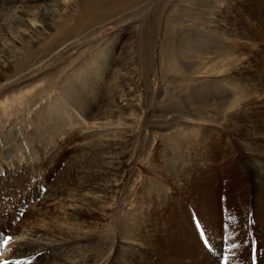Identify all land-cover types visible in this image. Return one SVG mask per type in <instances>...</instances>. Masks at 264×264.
Wrapping results in <instances>:
<instances>
[{"label":"rangeland","instance_id":"obj_1","mask_svg":"<svg viewBox=\"0 0 264 264\" xmlns=\"http://www.w3.org/2000/svg\"><path fill=\"white\" fill-rule=\"evenodd\" d=\"M194 1L107 5L51 48L84 0H0V262L198 264L233 243L250 253L236 264H264V192L236 129L245 103L264 114V27L239 0ZM12 32L23 41L5 46ZM29 234H58L66 252L41 260Z\"/></svg>","mask_w":264,"mask_h":264},{"label":"bare ground","instance_id":"obj_2","mask_svg":"<svg viewBox=\"0 0 264 264\" xmlns=\"http://www.w3.org/2000/svg\"><path fill=\"white\" fill-rule=\"evenodd\" d=\"M130 1H133V0H84V3L82 4V11L84 12V14H83V20L82 19H80L79 18V20H78V22L75 24L74 23V25L71 27V26H69V27H67L66 29H63V30H60V32L58 33V34H60L59 35V37H56V39L54 40V42H52L51 44V48L53 47V45H59L60 43H61V41L63 42L64 40H66L67 38L69 39L70 38V36L71 35H74L75 33H78V29L79 28H82V27H84L85 25H83L82 26V22L85 20V18H86V20H87V17L88 16H90V15H93L94 13L96 14V12H99V14H97V15H101L100 16V18H101V20H100V22L102 23V22H104V21H106L107 19H108V13L107 12H102V11H104V10H102L105 6H107V5H114L115 7H118V8H120V7H122L123 5H126V6H128L129 5V2ZM197 1V0H196ZM196 1H194V2H196ZM200 1V0H199ZM231 1V0H230ZM240 1V2H239ZM238 2V4H236L235 5V10L237 11H243V13H244V15H243V17H244V20H246L247 21V24H250V23H248V22H251V25H255L256 23H258V24H260V25H263V27H264V0H257L258 2H256V0H239ZM67 2V1H66ZM70 2V1H69ZM75 2V1H74ZM200 2H202V7H204L205 5H206V1L204 0V1H200ZM242 2V3H241ZM71 4V3H70ZM70 6V5H69ZM212 8V7H211ZM69 9V7H67L65 10H68ZM233 9V8H232ZM65 10H63L64 12H65ZM37 11V10H36ZM204 11V10H203ZM60 12V10H58L57 11V13H59ZM200 12V11H199ZM198 12V13H199ZM41 13H42V10H41ZM190 13V12H189ZM204 13V12H203ZM38 15V14H37ZM82 16V15H81ZM201 16H203V14L201 15ZM98 17V16H97ZM61 18V17H60ZM78 19V18H77ZM204 20V19H203ZM242 21H243V19H241ZM87 22H88V20H87ZM202 22V21H201ZM33 23H35L36 24V21H33ZM39 23V22H38ZM254 23V24H253ZM86 24V23H85ZM87 25V24H86ZM248 28H250V31L253 29L252 27H248ZM20 29V28H19ZM21 30V29H20ZM81 30V29H80ZM241 28L240 29H238V35H240V34H242V32H241ZM264 30V29H263ZM57 31V30H56ZM221 31V30H220ZM226 31V30H225ZM246 31V30H245ZM234 32V31H233ZM252 32V31H251ZM18 33L19 32H12V33H10V36H9V38L7 39V40H5L4 42H5V46H7V45H9V43H8V41H11V43H13V44H17L16 43V40H20V41H23V38H18ZM220 33V32H219ZM225 33V32H224ZM223 33V34H224ZM231 33V32H230ZM229 33V34H230ZM258 33V32H257ZM57 34V33H56ZM232 34V33H231ZM234 34V33H233ZM254 34V33H253ZM260 34V33H259ZM236 35V34H235ZM246 35H248L249 36V33L247 34L246 33ZM258 35V34H257ZM261 35V34H260ZM259 35V36H260ZM17 36V37H16ZM211 38H213V37H211ZM261 38H262V36H261ZM260 38V39H261ZM220 38H219V36L215 39L217 42H218V40H219ZM252 39V38H251ZM263 40V39H262ZM211 41H214V40H211ZM204 43V42H203ZM209 43V42H208ZM263 44V43H262ZM211 45V44H210ZM201 45H199V47H200ZM208 46V45H207ZM207 46H206V48H204V49H210V48H207ZM212 48V47H211ZM205 50V51H206ZM211 50V49H210ZM199 51V50H198ZM204 50H202L201 49V56L203 55V54H206V52H205ZM188 53V52H187ZM208 53V52H207ZM210 53H211V51H210ZM192 54H194V52L192 53ZM215 54V53H214ZM227 54V53H226ZM207 55V54H206ZM213 55V54H212ZM217 55V54H216ZM191 56V55H190ZM201 56L198 58V60H200L201 59ZM47 58H43V59H40V60H38V61H35L34 63H32V64H30L28 67H27V65L25 66V70H23L25 73H27L28 71H31V70H33V69H36V68H38L40 65H42L43 63H45ZM1 60V59H0ZM45 61V62H44ZM196 66V68L197 67H199V69L197 70V69H195V70H197V73H200V70H202V69H200V66L202 67L203 66V68H205L204 67V64H200V66L199 65H195ZM27 67V68H26ZM3 69V68H2ZM19 69V68H18ZM24 72H22V74L24 75ZM207 73V72H206ZM212 73V72H211ZM211 73H209V74H211ZM214 73V72H213ZM22 74H18L17 75V77H21L22 76ZM252 80V79H251ZM212 81V80H211ZM216 82V81H215ZM260 83V82H259ZM217 85V84H216ZM221 87V86H220ZM222 88V87H221ZM224 88V87H223ZM219 91H221L220 89H218ZM224 91V90H223ZM222 91V92H223ZM256 91V90H255ZM236 100V99H235ZM235 100H234V102H235ZM260 102H258L257 103V107L259 106V104H261V106H264V98L263 99H261V100H259ZM113 102H114V107H117L116 105L118 104L115 100H113ZM236 102H237V100H236ZM233 104V102L231 103V104H229V105H232ZM235 105H236V103H234ZM233 104V105H234ZM239 104V103H238ZM234 105V106H235ZM248 106V104L247 103H245L244 104V106H243V108H241V109H239L238 111V113L241 115V117L243 118L244 117V119H243V126L242 127H237L236 129H238L239 130V133H240V131H243V132H245L246 133V135H247V137H248V143H247V145L246 146H244V148H242V150L243 151H247L249 154L247 155V154H245L247 157H246V159H248V160H250V161H252L253 162V167L251 168V170H249V172L251 173V175H257V174H259V177L256 179V182L254 181V185H255V187L257 186L260 190H261V192H260V194L262 193V192H264V121L263 120H260L261 118H264V114L262 113V112H260V109L258 110L257 108H255V109H253L251 112L252 113H250V114H252L253 116H251L249 113L247 114V115H244V113L245 112H247V111H244L243 112V110L246 108ZM260 106V107H261ZM231 107H233V106H231ZM236 107V106H235ZM239 107H241V105H239ZM238 107V108H239ZM233 109V108H232ZM227 110H229V111H231V108H227ZM234 110V109H233ZM262 111V110H261ZM87 116V115H86ZM88 116H89V114H88ZM87 116V117H88ZM233 117H235V116H233ZM232 117V118H233ZM111 118V117H110ZM226 118V117H225ZM224 118V119H225ZM232 118H230V119H232ZM239 118V117H238ZM241 118V119H242ZM84 119V118H83ZM202 119V118H201ZM97 120V119H96ZM108 120V119H107ZM222 120V119H221ZM235 120H236V117H235ZM254 120H260V122L258 123H254L253 121ZM220 122V121H219ZM225 122V121H224ZM227 122V121H226ZM231 122H233L232 120H231ZM236 122H237V120H236ZM235 122V123H236ZM230 123V122H229ZM106 125H108V124H106ZM218 125V124H217ZM225 125V124H224ZM227 125V124H226ZM231 125H232V123H231ZM230 125V126H231ZM240 126H241V123L239 124ZM105 126V125H104ZM112 126V125H111ZM229 126V127H230ZM237 126V125H236ZM98 127V126H97ZM101 127V126H100ZM99 127V128H100ZM233 127V126H232ZM235 127V126H234ZM96 128V127H95ZM97 129V128H96ZM101 129V128H100ZM112 130V129H111ZM228 130V129H227ZM233 130H235V129H233ZM237 130V131H238ZM235 132V131H234ZM233 132V133H234ZM231 133V132H230ZM98 135V134H97ZM234 135V134H233ZM239 135V134H238ZM232 136V135H231ZM235 136V135H234ZM236 137V136H235ZM238 137V136H237ZM219 138H221V137H219ZM244 139L246 138V136L245 137H243ZM241 139V138H240ZM237 141V140H236ZM240 141V140H239ZM242 142V141H241ZM245 142V141H244ZM235 143V142H234ZM234 146V145H233ZM207 148H209V147H207ZM241 148V147H240ZM238 149V148H237ZM214 152V151H213ZM225 152V151H224ZM217 156H219V155H217ZM241 157V156H240ZM222 158V157H221ZM230 158V157H229ZM115 160V159H114ZM224 161H225V159H224ZM240 161V160H239ZM220 162V161H219ZM227 162H229V161H227ZM222 163V162H221ZM213 164V163H212ZM225 164V163H224ZM234 164H235V162H234ZM227 165V164H226ZM246 165V164H245ZM252 165V164H251ZM233 166V165H232ZM231 166V167H232ZM238 166V165H237ZM249 166V165H248ZM247 166V167H248ZM229 168V167H228ZM227 169V168H226ZM247 169V168H246ZM222 171H223V169H222ZM225 172H227L226 170L225 171H223V173L222 174H224ZM248 172V173H249ZM230 173V172H229ZM221 174V173H220ZM246 174V173H245ZM244 174V175H245ZM248 175V174H247ZM250 175V174H249ZM206 176V175H205ZM252 177V176H251ZM254 177V176H253ZM254 178H256V177H254ZM253 180V179H252ZM114 187L112 186V189H113ZM257 188V189H258ZM106 192H108V191H105V193ZM57 193V192H56ZM109 193V192H108ZM116 193V192H115ZM252 193H253V190H252ZM257 193V192H256ZM255 193V194H256ZM58 194H59V192H58ZM117 194V193H116ZM106 195H107V193H106ZM259 195V194H258ZM87 197H84L83 198V200H84V202L85 201H89V199L90 198H92L93 196H94V193H90L89 195H86ZM104 196V195H103ZM78 197V196H77ZM104 197H106V196H104ZM104 197H102V198H94V199H96L97 201H101V203H102V199L104 198ZM107 197H109V196H107ZM47 198V197H46ZM45 198V199H46ZM80 198V197H79ZM87 198V199H86ZM115 198V197H114ZM100 199V200H99ZM50 201V200H49ZM81 201V200H80ZM91 201V200H90ZM104 201V200H103ZM108 201H111L110 200V198H109V200ZM116 201V200H115ZM256 201V200H255ZM260 201V200H259ZM89 204H91V203H89ZM112 205V204H111ZM111 205L108 207L107 206V208L108 209H111ZM254 206H255V204H254ZM106 208V207H105ZM74 210V209H73ZM203 210V209H202ZM261 211V210H260ZM83 209L81 208L80 210H76L74 213H67V215H69L71 218H73L74 216H76V217H82L81 215H83ZM243 213V212H242ZM241 213V214H242ZM246 214V213H245ZM207 219V218H206ZM78 222V221H77ZM76 222V223H77ZM80 223V222H79ZM71 224V223H70ZM82 224V223H81ZM205 224V223H204ZM75 225H77V224H75ZM74 225V226H75ZM247 225V224H246ZM73 226V227H74ZM80 226V229H81V231H83V229L84 228H86L85 226H82V225H79ZM78 226V227H79ZM232 229V228H231ZM238 229V228H237ZM70 230V229H69ZM211 230V229H210ZM81 231H77L76 230V234H73V232L74 231H72L71 230V233L72 234H70V236H73V235H75V238H74V240L75 239H77L78 240V242L77 243H79V242H84L85 241V239L86 238H88V235L89 234H87L88 232H81ZM203 231H205V230H203ZM237 231V230H236ZM242 231H243V229H242ZM239 232V231H238ZM247 232V231H246ZM243 233L244 232H242V233H240V235H238V236H241V235H243ZM38 235H41V234H38ZM38 235L37 234H35L34 236L32 235V234H29V237L30 236H32V237H34L33 238V240L35 241V244H34V247L37 249L38 248V250H40V253H42V255H40L39 256V258L41 259V260H43L44 259V257H46V255H48V254H51V251L52 252H55L53 255L55 256H62V255H64V253L66 252L64 249H63V247L64 246H61L62 245V241H63V243H64V245L66 244L67 245V242H66V240H60V242L59 241H57V238H56V235H58V234H53L54 236H49L48 234H43V235H45V236H43V237H45V238H40V237H42V236H40V237H38ZM62 236L63 235H65V234H61ZM249 235V234H248ZM58 236H60V235H58ZM52 237L54 238V239H52ZM64 237V236H63ZM66 237V236H65ZM255 237V236H254ZM69 238V237H68ZM18 239H19V237H16V239L13 237L12 238V240H15V241H17V243H18ZM66 239V238H65ZM121 239V238H120ZM260 239H262V240H264V235L260 238ZM225 240V239H224ZM15 241H14V243H15ZM229 241H231V240H229ZM259 241V240H258ZM122 243H124V242H122ZM222 243H220L219 245H216L217 247V249L214 251V252H208V251H204V248H202V250H200V259H198V260H196V261H199L198 262V264H220L221 263V261H225V257H227V264H236L238 261H240L241 259H243V257H244V255H245V253L247 252V255L248 256H250V253H249V251L247 250V249H244L243 248V250H241V248H240V250H238L239 249V247H235V248H227V249H229L226 253H222V252H224V251H222L221 250V246H223V245H221ZM233 244V243H232ZM242 244V243H241ZM15 245H16V243H15ZM226 245V244H225ZM224 245V246H225ZM230 245V244H229ZM124 246V245H123ZM239 246V245H238ZM244 246V245H243ZM18 247V246H17ZM16 247V248H17ZM20 247V246H19ZM18 247V248H19ZM66 247V246H65ZM64 247V248H65ZM127 247V246H126ZM227 247H229L228 245H227ZM50 248H51V250H50ZM125 248V247H124ZM220 248V249H219ZM8 249V248H7ZM36 249L34 250V252L36 251ZM187 249V248H186ZM37 250V251H38ZM36 251V252H37ZM134 251V250H133ZM211 251V250H210ZM35 252V253H36ZM110 252V251H109ZM7 253V252H6ZM19 253H21V255L19 254ZM192 253V252H191ZM8 254V253H7ZM24 255H26V253L24 252V250H19L18 252H17V255H15V257L18 259L16 262H15V264L16 263H19L20 261V259L22 260V256H24ZM106 255H107V253H106ZM108 255H109V253H108ZM127 255V254H126ZM123 256H125V255H123ZM182 256V255H181ZM185 256V255H184ZM183 256V257H184ZM252 256V255H251ZM261 256V255H260ZM10 257V256H9ZM133 257V256H132ZM141 257H143V256H141ZM60 258V257H59ZM82 259H84V262H85V264H89V262H88V260H86V258L85 257H81ZM89 258V257H88ZM77 259V258H76ZM104 259V258H103ZM106 259V258H105ZM116 260H117V258H115ZM126 259V258H125ZM137 259V258H136ZM194 259V258H193ZM254 259V258H253ZM10 260V259H9ZM91 260V259H90ZM116 260H114V262L116 261ZM54 261V260H53ZM130 261V260H129ZM243 261V260H242ZM246 261V260H245ZM184 262V261H183ZM241 262V261H240ZM118 263V262H117ZM125 263V262H124ZM127 263V262H126ZM130 263V262H129ZM128 263V264H129ZM149 263V262H148ZM180 263V262H179ZM192 263V262H191ZM194 263V262H193ZM225 263V262H224ZM123 264V263H122ZM143 264V263H142Z\"/></svg>","mask_w":264,"mask_h":264},{"label":"snow or ice","instance_id":"obj_3","mask_svg":"<svg viewBox=\"0 0 264 264\" xmlns=\"http://www.w3.org/2000/svg\"><path fill=\"white\" fill-rule=\"evenodd\" d=\"M20 215H23V213H20ZM194 222H196L197 224H199L198 220L194 217ZM227 225H224L222 224V236H225L226 237V233H224V229H226ZM205 233L201 232V236H204ZM8 239H11V237H8ZM4 243H7V240L4 241ZM204 243L207 245V241H204ZM236 245L235 244H232L230 245V248H235ZM0 264H8V261H3V262H0ZM225 264H227V257H225Z\"/></svg>","mask_w":264,"mask_h":264}]
</instances>
